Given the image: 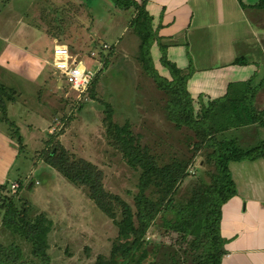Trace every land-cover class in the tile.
Returning <instances> with one entry per match:
<instances>
[{"label":"rangeland","instance_id":"rangeland-1","mask_svg":"<svg viewBox=\"0 0 264 264\" xmlns=\"http://www.w3.org/2000/svg\"><path fill=\"white\" fill-rule=\"evenodd\" d=\"M10 1L0 0V82L19 93L16 103L7 104V116L20 126L25 151L19 155L18 145L13 146L10 139H5L8 137L3 127L0 152L5 150V144L10 151H15L8 168H4L7 163L2 161L0 153V185L6 186L3 190L0 188V195L15 196L18 200H14L25 203L32 218L43 215L51 221L48 236L50 264H94L98 256L110 254L118 228L113 219L89 198L86 188L68 182L45 163L43 150L48 149L49 134H58L60 144L77 158L96 164L103 171L106 191L119 195L134 207L138 172L133 171L120 152L107 143L103 124L105 110L99 101L111 104L116 122L132 120L134 133L141 136L142 144L152 147L160 155L188 154L191 145L185 136L190 131L186 128L178 130L166 119L161 108L164 98L135 59L137 47L129 39V30L126 29L134 10L118 9L112 0ZM241 1L238 3L243 4ZM243 1L253 4L258 0ZM217 5L218 0H205L202 6L214 12ZM60 10L64 16L59 20L61 25L53 23V17ZM235 11L237 17L230 23L227 20L225 23L218 21L221 15L224 16L223 10L206 20V28L198 33L203 39L200 42L202 47L190 48L188 34H184L189 63L180 59L182 57L178 61L186 65L185 69L190 67L193 71L188 87L196 108L199 106V95L206 102L224 93L215 87L221 85L224 90L230 81L243 79L247 74L253 75L255 85L260 84L258 108H264V30L258 29L264 24L256 26L241 15V9L235 8ZM55 27L67 34L63 43L73 54L89 57L86 55L96 53V61L90 60V65L100 71L91 94L87 92L80 96L69 86L67 79L51 66L54 42L49 31ZM167 39H164L165 43L171 41ZM57 41L61 43L59 37ZM223 42L235 48V53L231 55L233 59L243 57L248 63L240 66L243 69L237 72L234 69V77L231 75L229 80L222 79L229 72L227 68L221 71V66L230 59L225 51L219 49ZM206 47L210 56L200 53ZM100 50L107 65L100 60ZM152 52L158 72L170 78L168 70L158 60L157 44L152 47ZM181 65L178 67H183ZM198 67L203 71L198 73L195 69ZM254 130L245 128L238 133L239 144L243 148L256 146L260 141L258 139L264 137V130L259 136ZM201 155L200 152L196 154L188 169V180L193 184L209 183L208 172L214 170ZM13 183L18 185L14 192L11 190ZM3 213L4 205L0 201V241L4 245H18L25 260L31 262V245L4 228L1 223ZM116 219H120L119 212ZM164 236L154 226L147 239L169 243L171 239L167 234ZM225 245L226 240L223 239L224 251Z\"/></svg>","mask_w":264,"mask_h":264},{"label":"trees","instance_id":"trees-1","mask_svg":"<svg viewBox=\"0 0 264 264\" xmlns=\"http://www.w3.org/2000/svg\"><path fill=\"white\" fill-rule=\"evenodd\" d=\"M112 1L118 9L134 10L126 29L129 30V39L137 47L135 59L164 98L161 108L166 119L176 129L190 131L185 137L191 147L188 154L160 155L152 147L142 144L141 136L134 133L132 120L116 122L111 104L101 100L99 102L105 110L103 124L107 143L120 152L133 171L138 172L134 207L119 195L106 191L103 171L93 162L69 152L60 144L56 133L49 134L48 149L43 150L44 161L68 182L86 188L89 198L113 219L118 228L110 254L98 256L94 264H221L225 253L220 230L222 208L237 195L229 165L231 162L264 158V137L258 139L256 146L247 149L238 140L241 129L254 128L258 136L264 130V110L258 109L257 100L260 84L255 85L253 76L246 81L230 82L221 91L224 93L206 102L199 95L196 108L188 87L193 71L190 67L179 68L169 58L168 49L176 46V42L162 41L159 27H154V18L147 10V3L144 0ZM252 7L264 10V0H258ZM53 18V23L59 24L64 16L59 11ZM56 27L49 31L50 36H57L61 43L65 42L67 34ZM154 44H157L160 54L158 60L168 70L170 78L160 74L156 68L152 52ZM99 53L103 65H107L101 50ZM242 58H236L232 64L247 65ZM97 75L87 90L90 94ZM18 95L14 88L0 82V129L5 127L6 136L13 146L18 145L20 155L25 151L24 135L20 126L7 116V104L16 103ZM92 99L95 100L94 97ZM199 152L203 161L214 167L212 172H208L210 182L206 184H193L188 180V169ZM0 188L3 190L6 186L1 184ZM17 189L18 185L16 189L11 188L12 192ZM0 199L4 205L2 225L12 235L22 237L31 245L33 257L28 262L18 245H4L0 241V264H50L48 236L51 221L43 215L32 218L26 204L17 202L15 196L0 195ZM118 212L119 220L116 219ZM154 226L162 237L167 234L171 241L147 239Z\"/></svg>","mask_w":264,"mask_h":264},{"label":"crops","instance_id":"crops-1","mask_svg":"<svg viewBox=\"0 0 264 264\" xmlns=\"http://www.w3.org/2000/svg\"><path fill=\"white\" fill-rule=\"evenodd\" d=\"M144 1L147 3V10L154 18V27H159L158 34L161 38L163 40L170 38L171 42H176V46L168 49V56L172 61L178 62L174 61L177 65H181L178 61L180 57H182L180 59L188 62V54L185 48L187 39L190 42V48L202 47L203 44L200 42L203 39L198 36V33L206 28L208 18H211L214 14H221L222 10L224 16L221 15L218 19L222 23H225L226 20L229 23L234 21L238 14L235 8H238L241 9V15L251 20L256 26L260 23L264 24V10L252 7L258 1L252 4L242 0L241 3L243 2V4H239V0H218L219 5H217L214 12H209L208 9L203 8L202 5H204L205 0ZM225 1L227 2L225 3ZM108 25L109 22H107L104 29L107 30ZM258 29L264 30V27L259 26ZM186 33L188 34L187 39L184 37ZM164 35L167 37H163ZM56 40L57 36H54L53 42ZM179 42L181 43L179 44ZM219 49L225 51V55L230 56L226 65L221 66V71L227 68L229 72L226 75L228 78L224 77L222 79L229 80L231 75L234 77L235 71L237 72L243 68L240 65L232 64L236 58L231 57L235 53V48L231 44L223 42ZM200 53L202 56H210L207 47ZM157 56H160V54L158 53ZM181 66L183 67L179 68L185 69L186 67V65ZM195 69L198 73L203 71L200 67ZM234 69L236 70L233 71ZM251 76L253 75L251 74ZM251 76L247 74L243 79ZM215 88L220 89L218 91L223 90L221 85ZM260 105L263 106V104ZM2 134L4 132L0 129V137L3 136ZM5 139L8 140L6 137ZM9 151L7 144H5V150L0 152L2 161L7 163L4 168H8L14 159L13 151L15 150H11L10 155ZM229 167L236 184L237 195L224 204L222 208L220 230L223 239L226 240V245L221 264H264V158L254 161L231 162Z\"/></svg>","mask_w":264,"mask_h":264},{"label":"built area","instance_id":"built-area-1","mask_svg":"<svg viewBox=\"0 0 264 264\" xmlns=\"http://www.w3.org/2000/svg\"><path fill=\"white\" fill-rule=\"evenodd\" d=\"M107 48V45H104ZM53 59L50 62L51 66L58 71L59 74L67 79L69 86L76 91L80 96L84 95L91 82L95 78L96 70L93 69L87 61L94 60L96 53L91 52L89 57L81 55H73L68 46L54 41L53 46ZM17 185L12 184L11 188L16 189Z\"/></svg>","mask_w":264,"mask_h":264},{"label":"clouds","instance_id":"clouds-1","mask_svg":"<svg viewBox=\"0 0 264 264\" xmlns=\"http://www.w3.org/2000/svg\"><path fill=\"white\" fill-rule=\"evenodd\" d=\"M63 44V43H62ZM66 45V44H65ZM54 46V45H53ZM69 48V47H68ZM70 50V49H69ZM75 55H77V54H75ZM86 56H90L89 54L88 55H86ZM96 58V57H95ZM88 61H90L89 59H87ZM95 60V59H94ZM96 61V60H95ZM91 63V61L89 62V64ZM94 69V68H93ZM96 70V69H95ZM98 71H99V69L97 70V72H96V74L98 73Z\"/></svg>","mask_w":264,"mask_h":264}]
</instances>
